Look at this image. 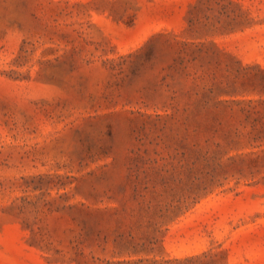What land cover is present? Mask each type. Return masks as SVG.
I'll list each match as a JSON object with an SVG mask.
<instances>
[{
	"label": "rangeland",
	"instance_id": "obj_1",
	"mask_svg": "<svg viewBox=\"0 0 264 264\" xmlns=\"http://www.w3.org/2000/svg\"><path fill=\"white\" fill-rule=\"evenodd\" d=\"M0 264H264V0H0Z\"/></svg>",
	"mask_w": 264,
	"mask_h": 264
}]
</instances>
